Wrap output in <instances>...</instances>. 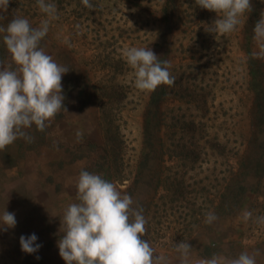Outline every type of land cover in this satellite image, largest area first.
Masks as SVG:
<instances>
[{"label":"rangeland","instance_id":"rangeland-1","mask_svg":"<svg viewBox=\"0 0 264 264\" xmlns=\"http://www.w3.org/2000/svg\"><path fill=\"white\" fill-rule=\"evenodd\" d=\"M171 1L91 0L95 7L89 9L82 0H54L58 19L41 47L69 69L62 78L67 111L43 132L26 129L31 142L19 138L0 151V215L6 209L17 220L15 228L0 231V264H66L58 241L65 209L78 203L82 170L114 183L131 196L133 208L143 209L142 239L168 264H181L176 244L183 241L192 247L190 264L213 255L230 261L242 253L264 264V225L241 218L245 210L264 216V127L254 129L260 121L251 119L236 143L230 134L254 104L246 52L258 51L255 25L250 43L247 14L232 33L214 35L205 27L219 18L215 12L195 0ZM164 6L174 11L165 17ZM0 15L5 28L14 17L33 27L46 18L36 0H11ZM2 36L0 60L7 67L12 61ZM147 46L169 62L175 77L173 85H164L165 118L149 125L152 92L135 87L124 55ZM109 96L119 103L105 102ZM189 122L203 133L190 139L182 132ZM209 212L217 217L212 224L205 223ZM33 233L42 247L24 253L20 237Z\"/></svg>","mask_w":264,"mask_h":264},{"label":"clouds","instance_id":"clouds-1","mask_svg":"<svg viewBox=\"0 0 264 264\" xmlns=\"http://www.w3.org/2000/svg\"><path fill=\"white\" fill-rule=\"evenodd\" d=\"M10 2L0 0V13L7 11ZM36 3L46 17L39 27H33L28 19L21 17L11 19L6 28L0 27L12 61L6 67L0 60V151L19 138L31 142L26 129L35 126L43 132L61 110L67 111L62 78L69 69L58 64L41 47L51 23L58 19L57 8L54 0H36ZM82 3L89 9L95 7L91 0H82ZM195 4L219 17L205 27L214 35L235 31L241 17L252 8V0H195ZM253 32L258 48L253 56L264 59V18L256 22ZM124 55L135 71L134 83L138 90L153 92L161 85L175 83L169 62L160 61L148 46L131 47ZM76 187L78 203L65 209L63 236L58 241L59 255L66 264H168L166 257L157 255L149 241L142 239L147 220L142 208L132 207L131 196L122 195L114 183L87 170L80 172ZM241 218L245 223L264 225V216L253 217L248 210ZM216 219V215L209 212L205 223L212 224ZM16 225L15 213L5 209L0 215V231ZM37 241L35 233L21 236V250L27 254L37 253L42 247ZM191 249L188 242L176 244L181 264H190ZM199 264H256V259L247 253L230 261L213 255Z\"/></svg>","mask_w":264,"mask_h":264},{"label":"trees","instance_id":"trees-1","mask_svg":"<svg viewBox=\"0 0 264 264\" xmlns=\"http://www.w3.org/2000/svg\"><path fill=\"white\" fill-rule=\"evenodd\" d=\"M171 2H173V0ZM187 5H190V3H188ZM134 6L136 8L137 7L139 8V5L137 3H135ZM188 7H190L189 8L190 10L192 9L191 8L192 6H188ZM263 7L264 6L263 4L261 5L260 0H252V8L249 12L246 13L247 22L245 23L246 26L244 28L245 35L248 36V32L251 29V27L255 25V23L257 22V19L259 20L263 16L264 14ZM167 10L168 8L165 6L160 8V12L165 17L167 16V13L171 11V10L170 11H167ZM173 11L174 10H172L171 12ZM249 41L250 39L248 36L247 42L250 43ZM246 54L248 56V60L246 62L247 68L249 71L248 74L251 77V83H250L249 90L253 92L254 104L251 108H249V110H247V114H241V119H239V126L234 125V127H236L237 130H231L230 132L231 136L235 137L233 139L235 143L237 142V140H239V138L243 137L244 130H248V123L250 124L251 119L254 123L256 120L260 121L259 124L258 123L256 124L254 129L260 128V127H261L260 129H262L264 127L263 126L264 125V79H263V75H261V73H259V70H258L259 66H261V68L263 69L264 59L254 58L253 55H251L249 51H247ZM104 89H107V88L104 87ZM165 97H167V91L164 88V85L159 86L155 91L151 93L149 100L147 102V108H146L147 112L145 116V123L147 125L151 124L155 120H157L158 122H162L163 119L165 118L164 117L165 115L161 117V114L163 113L161 110V105H162L161 103H164L166 101ZM119 101H120L119 99L115 100L113 96H109V98H107L105 102H108L109 104H112L113 102L118 104ZM243 115L245 116V118H242ZM244 121H246L245 124H244ZM189 123L190 124L188 125L186 124L183 125L185 127L182 128V132L187 134V136L190 139L195 138L196 135L199 133H203V127H201L200 125L198 126L193 122H189ZM241 125H244V126H241ZM252 125H250V127H252ZM212 146H213L212 150L216 151L217 144L216 146L212 144ZM220 197L222 198V196Z\"/></svg>","mask_w":264,"mask_h":264}]
</instances>
